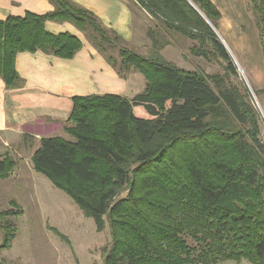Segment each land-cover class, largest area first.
I'll return each mask as SVG.
<instances>
[{
  "label": "trees",
  "instance_id": "obj_1",
  "mask_svg": "<svg viewBox=\"0 0 264 264\" xmlns=\"http://www.w3.org/2000/svg\"><path fill=\"white\" fill-rule=\"evenodd\" d=\"M49 1L54 10L47 14L0 20V79L7 89L24 87L19 53L71 60L83 48L77 36L53 34L46 22L71 23L121 78L134 68L147 81L132 99L74 97L64 127L74 141L41 137L31 157L34 171L67 194L98 232L109 227L105 264H264L260 119L246 89L232 80L237 68L213 30L221 19L216 6L190 0L205 20L186 0H135L158 23L194 41V56L223 69L205 74L159 53L145 58L93 12L70 0ZM250 2L264 54V0ZM115 46L120 62L108 53ZM11 161L0 160V177ZM14 228L4 227L0 249L10 246Z\"/></svg>",
  "mask_w": 264,
  "mask_h": 264
},
{
  "label": "rangeland",
  "instance_id": "obj_2",
  "mask_svg": "<svg viewBox=\"0 0 264 264\" xmlns=\"http://www.w3.org/2000/svg\"><path fill=\"white\" fill-rule=\"evenodd\" d=\"M227 1L234 12V15L228 16V20L236 18L240 23L228 30L219 25L213 30L237 68L238 79L233 77V82L240 83L246 89L249 102L259 116V139L264 145V93L260 92L264 87V54L253 14L247 7L251 0ZM133 3L138 7L134 0ZM194 8L198 9L195 5ZM157 23L153 21V24ZM160 25L158 37L152 32L151 40L155 46L144 48L145 55H140L150 59L159 53L185 70L205 74L223 73L217 62L191 53L194 41ZM84 37L89 41V37ZM124 46L134 51L126 43ZM163 48H166L164 54L161 53ZM108 53L120 62L118 47L108 50ZM123 74L127 79L126 88L116 92V95L132 99L145 91L147 81L138 70L129 68ZM64 127L65 124L55 129L54 137L57 135L74 141ZM8 140L6 144L0 140V160L6 156L12 160L10 171L0 177V234L3 235L4 227L12 223L15 236L8 248L0 249L2 264H105L104 252L111 243L109 227L98 232L94 221L87 218L67 194L44 175L34 171L30 157L36 147L35 138L25 134L19 141L10 137ZM260 175L263 176V173ZM127 195L128 191L122 192L118 200ZM215 264L251 263L228 259Z\"/></svg>",
  "mask_w": 264,
  "mask_h": 264
},
{
  "label": "crops",
  "instance_id": "obj_3",
  "mask_svg": "<svg viewBox=\"0 0 264 264\" xmlns=\"http://www.w3.org/2000/svg\"><path fill=\"white\" fill-rule=\"evenodd\" d=\"M70 1L93 12L105 28L115 31L139 54L145 55L144 48L155 46L151 40L152 32L158 37L161 25L153 24L154 19L139 5L135 7L133 0ZM211 2L221 13L220 28L228 30L240 23L236 18L228 20L229 15H234L229 1ZM53 10L49 0H0V20L10 16L23 17L26 13L44 15ZM45 26L53 34L69 32L77 36L83 48L71 60L41 51L19 53L15 64L25 82L24 87L7 89L0 79V140L6 144L9 137L19 141L25 134L32 136L36 143L33 153L39 147L41 137H54L55 129L63 127L69 119L74 97L116 95L127 84V79L121 78L71 23L46 22ZM166 48L161 53L164 54ZM115 85L119 88L113 89Z\"/></svg>",
  "mask_w": 264,
  "mask_h": 264
},
{
  "label": "water",
  "instance_id": "obj_4",
  "mask_svg": "<svg viewBox=\"0 0 264 264\" xmlns=\"http://www.w3.org/2000/svg\"><path fill=\"white\" fill-rule=\"evenodd\" d=\"M186 1H188V0H186ZM189 2V1H188ZM191 4V3H190ZM192 5V4H191ZM193 7H194V5H192ZM196 9V8H195ZM198 12H199V10L198 9H196ZM200 13V12H199ZM200 15L204 18V16L200 13ZM205 19V18H204Z\"/></svg>",
  "mask_w": 264,
  "mask_h": 264
}]
</instances>
